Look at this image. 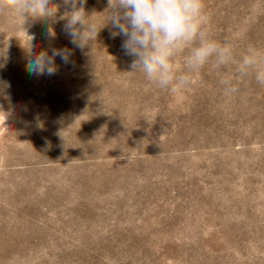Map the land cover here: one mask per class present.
Wrapping results in <instances>:
<instances>
[{"label":"rangeland","instance_id":"1","mask_svg":"<svg viewBox=\"0 0 264 264\" xmlns=\"http://www.w3.org/2000/svg\"><path fill=\"white\" fill-rule=\"evenodd\" d=\"M107 6L87 0L101 29L83 50L63 0L27 34L0 13V264H264V85L210 61L189 87L160 89L130 72ZM204 11L237 61L264 51V0ZM30 41L71 62L30 74Z\"/></svg>","mask_w":264,"mask_h":264},{"label":"clouds","instance_id":"2","mask_svg":"<svg viewBox=\"0 0 264 264\" xmlns=\"http://www.w3.org/2000/svg\"><path fill=\"white\" fill-rule=\"evenodd\" d=\"M70 8L61 17L66 20L65 34L70 43L83 50L96 40L101 28L85 11L87 0H63ZM52 0H0V13H11L23 23L30 19L49 18ZM107 23L112 38L123 37L121 47L131 57L130 72H142L147 81L162 90L173 93L189 87L194 74L210 61L217 67L237 65L241 75L254 74L258 84L264 85V51L250 48L236 60L232 48L225 42L213 39L206 30L207 17L204 0H108ZM27 34L26 29L23 27ZM46 37L54 38L51 28ZM29 36V35H28ZM31 37V41L34 39ZM28 48V72L37 76H52L58 72L56 57L65 64L71 62L72 51L67 48H52L34 52ZM225 92H235L231 81L222 79ZM10 87V85H9ZM10 99V97H8ZM4 123L10 113L3 111Z\"/></svg>","mask_w":264,"mask_h":264}]
</instances>
